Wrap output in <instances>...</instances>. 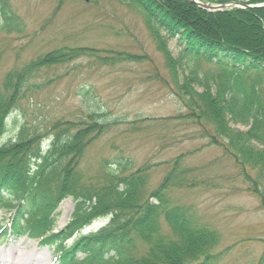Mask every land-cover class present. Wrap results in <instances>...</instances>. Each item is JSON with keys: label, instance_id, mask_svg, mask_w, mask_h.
Wrapping results in <instances>:
<instances>
[{"label": "trees", "instance_id": "trees-1", "mask_svg": "<svg viewBox=\"0 0 264 264\" xmlns=\"http://www.w3.org/2000/svg\"><path fill=\"white\" fill-rule=\"evenodd\" d=\"M117 1L142 17L164 55L168 88L182 113L163 120L192 126L210 146L223 148L264 203V6L257 7L264 0H233L243 8L214 12L188 0ZM23 30L9 2L0 0V32ZM170 42L180 47L177 58ZM84 59L115 68L146 63L148 56L64 47L15 68L0 86V211L10 215L7 223L0 222V242L28 237L53 248L60 264H219L226 253L216 252L219 232L197 223L190 208L173 206L167 196L173 189L201 185L191 178L198 169L184 165L189 153L163 163L170 170L154 190L149 172L159 164L132 171L131 161L123 158L115 166L104 163L103 183L89 182L80 169L85 153L108 127L121 124L107 122L99 105L88 107L76 121H57L46 131L23 125L14 138L5 139L21 103L46 87L38 81L43 74L59 66H81ZM91 93L84 87L79 94L90 102ZM69 198L74 212L58 231L57 209ZM99 220L108 223L82 234ZM257 264H264V258Z\"/></svg>", "mask_w": 264, "mask_h": 264}, {"label": "rangeland", "instance_id": "rangeland-1", "mask_svg": "<svg viewBox=\"0 0 264 264\" xmlns=\"http://www.w3.org/2000/svg\"><path fill=\"white\" fill-rule=\"evenodd\" d=\"M7 1L24 30L21 34L0 32V86L15 68L64 47L129 52L147 55L148 61L105 68L84 59L81 66L70 64L48 70L38 80L46 87L21 103L10 118L5 139L14 138L23 125L46 131L57 121L84 117L90 106H102L107 122L121 124L108 127L106 135L85 153L80 169L89 182L103 183L104 163L115 166L123 158L131 161L132 171L159 164L149 172L150 190H154L170 170V165L163 163L189 153L184 165L198 169L191 178L201 185L170 190L167 196L173 206L190 208L197 223L219 232L221 244L216 252H226L219 264H257L264 258V203L245 184L240 167L223 148L202 140L194 127L163 120L180 115L182 108L168 88L170 76L164 55L142 17L117 0ZM169 48L177 58L179 45L170 42ZM202 66L205 68L204 63ZM84 87L92 91L90 102L79 94ZM251 175L256 177L257 173ZM261 189L264 191V183ZM74 208L71 198L60 203L58 231L70 223ZM9 219V214L0 211L1 224ZM107 223L96 221L82 234L97 232ZM75 238L76 233L67 244ZM0 255L4 257L0 264H21L16 255L23 264H60L53 248L28 237L3 242Z\"/></svg>", "mask_w": 264, "mask_h": 264}, {"label": "water", "instance_id": "water-1", "mask_svg": "<svg viewBox=\"0 0 264 264\" xmlns=\"http://www.w3.org/2000/svg\"><path fill=\"white\" fill-rule=\"evenodd\" d=\"M190 2H192L193 4H196L197 6H199L200 8L204 9V10H209V11H219V10H223L227 5H208V4H204L202 2H200L199 0H188ZM209 1V0H206ZM216 1H224V0H216Z\"/></svg>", "mask_w": 264, "mask_h": 264}, {"label": "bare ground", "instance_id": "bare-ground-1", "mask_svg": "<svg viewBox=\"0 0 264 264\" xmlns=\"http://www.w3.org/2000/svg\"><path fill=\"white\" fill-rule=\"evenodd\" d=\"M3 260H4V257L2 255H0V263H2ZM16 260H18L17 262H19V263H20V260H21V264H23L22 258L17 257V255H16Z\"/></svg>", "mask_w": 264, "mask_h": 264}]
</instances>
